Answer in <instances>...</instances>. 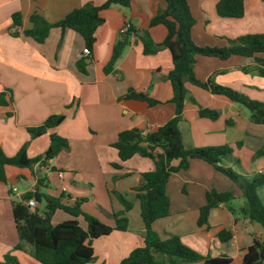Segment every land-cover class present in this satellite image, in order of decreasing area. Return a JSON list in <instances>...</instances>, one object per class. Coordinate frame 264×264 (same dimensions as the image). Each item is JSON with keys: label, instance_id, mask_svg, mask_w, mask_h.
I'll use <instances>...</instances> for the list:
<instances>
[{"label": "crops", "instance_id": "obj_1", "mask_svg": "<svg viewBox=\"0 0 264 264\" xmlns=\"http://www.w3.org/2000/svg\"><path fill=\"white\" fill-rule=\"evenodd\" d=\"M105 1L0 0V93L8 101L0 107V149L7 157H13L27 144L26 154L33 158L47 149L50 134L66 139L69 151L39 169L48 180V187L42 191L54 197L62 192L65 196L62 202L68 205L80 199L84 200L81 208L89 203L97 204L99 212L91 215L112 226L111 214L123 208L108 190L120 193L132 204V210L133 202H137L132 192L134 187L123 186L125 179L137 175L138 183L140 174L152 172L154 165L135 156L115 170L111 163L117 159L111 146L120 132L128 129H138L142 134L153 132L173 118L175 112L172 86L166 79L172 69L170 54L162 48L155 54L143 55L139 38L142 31H147L155 44L162 43L166 29L162 25L149 27V22L165 8V2L131 0L127 8L112 6L102 11L104 22L96 30L93 50L87 56L82 54L83 39L71 30L51 29L41 44L23 35L24 30L31 28L29 17L33 13L48 23H55L74 9L86 4L98 6ZM218 1L186 0L194 18L191 38L196 46L223 48L230 40L264 34V1L245 0L244 15L240 19L218 17L215 12ZM16 12L21 16V25L13 27L11 16ZM125 23L130 24L133 36L120 34ZM124 39L126 46L113 71L105 74L103 69L114 45ZM81 60L85 63V73L76 68ZM263 70L264 53L249 58L231 56L226 60L198 56L193 67L199 81L211 79L218 86L262 104L264 75L260 72ZM185 88L188 93L179 126L184 147L228 148L230 153L219 165L244 178L264 174V124L252 123L244 106L224 96L212 95L189 83ZM129 89L157 104L149 107L146 103L125 99ZM199 108L217 112L218 118H200ZM53 115H62V124L31 138L28 129L40 126ZM75 161L78 164L74 165ZM177 163L173 161L171 165ZM78 167L87 174L82 187L75 182L77 177L73 173ZM37 171V166L33 171L6 167V182L0 183V263L5 255H11L19 264H39L28 246L15 249L19 241L11 211L12 202L33 191L36 184L33 174ZM58 172L63 173V178L58 177ZM114 181L116 186L112 185ZM210 190L231 192L234 199L212 209L207 225L198 226L199 210L205 205V195ZM165 191L169 214L152 224L160 239L177 236L198 255L227 256L233 264L242 263L254 239L264 241V228L240 213L243 206L240 190L204 161L192 159L187 170L171 173ZM258 193L264 203V186ZM41 205L37 203L36 208L40 209ZM131 210L125 214L126 231H113L92 242L94 260L89 264H119L142 245L144 227L139 213L136 211L130 216ZM69 219L66 213L56 211L51 223L56 225ZM78 222L84 227V222ZM220 228L230 233L225 242L216 236Z\"/></svg>", "mask_w": 264, "mask_h": 264}, {"label": "trees", "instance_id": "obj_2", "mask_svg": "<svg viewBox=\"0 0 264 264\" xmlns=\"http://www.w3.org/2000/svg\"><path fill=\"white\" fill-rule=\"evenodd\" d=\"M131 0H106L101 5L86 4L66 14L55 23H48L37 13L29 17L31 28L23 31L25 37L31 38L41 44L47 38L51 29L62 32L71 30L77 33L84 42V47L90 52L95 44V32L104 20L101 12L112 6L127 8ZM245 0H219L215 6L216 15L220 18L240 19L244 15ZM264 1V0H261ZM165 8L158 11L149 22V27L162 25L166 29V36L162 43L155 44L147 31H142L139 38L142 43L143 55H152L160 49H167L170 54L172 69L166 79L172 86V103L175 107L173 118L157 130L142 134L138 129H128L120 132L116 142L111 146L116 153V163L111 167L119 170L121 166L137 156L153 162L152 172L142 173L138 184L132 189L133 196L139 205V217L144 227L142 245L133 249L119 264H233L227 256L216 258L202 257L184 246L179 238L168 235L164 240L153 231L152 224L169 214V199L165 187L171 173L187 170L192 159L202 160L222 173L241 192L243 206L240 213L249 220L258 223L264 228V203L258 196V189L264 186V174H257L251 178L236 175L231 169L222 167L221 159L230 153L228 148H185L180 131V122L184 103L187 98L185 84L207 91L212 95L228 98L231 102L244 106L249 112L250 121L254 124H264V104L251 101L244 95L230 89L216 85L211 79L202 82L196 79L193 71L195 59L198 56L214 57L226 60L231 56L253 57L264 53V34L246 35L228 41L223 48L198 47L191 38L194 18L190 13L186 0H164ZM13 27L21 25V16L18 12L12 14ZM126 46V39L119 40L113 47L111 57L103 71L109 74L113 71L114 64L119 59ZM263 63V62H261ZM79 72L85 73L83 60L76 63ZM264 75V70L260 72ZM125 99L137 103H146L152 107L156 101L147 96L129 89ZM8 101L5 94L0 93V107L6 106ZM198 116L216 120L218 113L212 110L199 108ZM64 121L62 115L48 117L40 126L28 129L31 138L44 135L48 130L59 127ZM27 144H24L13 157H7L0 149V183L6 182V167L28 169L33 171L37 166L38 171L33 174L36 184L33 191L25 193L20 201L11 203L15 230L18 237L16 250L28 246L31 256L39 264H89L94 260L92 242L98 238L108 236L113 231L124 232L127 229L125 216L132 204L114 189L108 190L122 205L123 210L112 213L113 225L108 226L94 216L81 211L83 199L75 200L71 205L62 202L65 197L61 192L54 197L42 191L48 187L45 174L39 169L46 163L63 152L69 151L66 139L55 133L49 136V145L43 154L29 158L26 154ZM221 157V159H219ZM177 161L176 166L171 163ZM53 170V169H51ZM34 199L42 204L43 209H30L24 201ZM234 199L231 192H217L210 190L205 195V205L199 210L198 226L207 225L210 211L220 204H228ZM56 211H62L71 219L59 224H52L51 218ZM81 217L84 227H81L78 218ZM217 238L225 242L230 238V233L224 229L216 231ZM0 264H19L11 255H5ZM241 264H264V241L256 239L244 254Z\"/></svg>", "mask_w": 264, "mask_h": 264}, {"label": "rangeland", "instance_id": "obj_3", "mask_svg": "<svg viewBox=\"0 0 264 264\" xmlns=\"http://www.w3.org/2000/svg\"><path fill=\"white\" fill-rule=\"evenodd\" d=\"M219 159H221V157H219ZM222 160V159H221ZM75 164H78L77 163V161H75L74 162V165ZM65 171H68V170H65ZM74 173V175H76V177H77V179H75V182L78 184V186H84L85 185V183L84 182H82L83 181V177H85V176H87V174H86V172H82L81 170H80V168L78 167L77 168V170L76 171H74L73 172ZM91 177H93V178H95V179H97V176H95V175H92ZM92 178V179H93ZM137 178H138V176L137 175H133V176H130V179H125V180H127L126 181V183L123 185V186H126L127 184H130L132 187H135L138 183H137ZM78 179H80V180H78ZM97 183V182H96ZM15 184L16 185H19V183L18 182H15ZM97 185V184H96ZM112 185L113 186H116L117 185V182H113L112 183ZM122 186V185H121ZM51 189H53V186H51ZM258 196H259V193H258ZM260 197V196H259ZM88 201H90V199H88ZM133 206H134V208L131 210V212H130V216H131V214H134V212H138L139 213V206H138V204H137V202H133ZM43 209V205H41L40 206V210H42ZM81 211L84 213V214H88V215H91V214H94V213H97V212H99V208H98V205L97 204H92V203H89L88 205H86V206H83L82 208H81ZM61 214V213H60ZM92 216V215H91ZM138 217H139V214H138ZM78 220L80 221V223H83V220H82V218L81 217H79L78 218ZM133 224V223H132Z\"/></svg>", "mask_w": 264, "mask_h": 264}, {"label": "built area", "instance_id": "obj_4", "mask_svg": "<svg viewBox=\"0 0 264 264\" xmlns=\"http://www.w3.org/2000/svg\"><path fill=\"white\" fill-rule=\"evenodd\" d=\"M120 34H130L131 36H133V32L131 31V26L128 23H125L122 28L120 29ZM82 54L87 56L89 55V50H87V48H84L82 51ZM58 177L61 179L63 178V173L62 172H58ZM24 203L30 208V209H34L37 205V203L35 202L34 199H30L27 201H24Z\"/></svg>", "mask_w": 264, "mask_h": 264}]
</instances>
